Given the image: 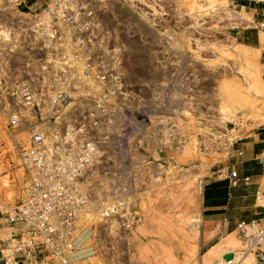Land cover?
I'll use <instances>...</instances> for the list:
<instances>
[{
    "label": "rangeland",
    "instance_id": "1",
    "mask_svg": "<svg viewBox=\"0 0 264 264\" xmlns=\"http://www.w3.org/2000/svg\"><path fill=\"white\" fill-rule=\"evenodd\" d=\"M94 1L99 31L122 48L124 87L117 103L79 104L102 155L83 183L90 204L77 264H202L214 246L204 264L231 251L242 257L236 229L210 228L205 193L236 159V142L264 131V30L233 0ZM22 21L11 0H0V29L10 34L0 36V91L34 78L44 58ZM7 125L0 108L2 171L11 172L0 192L15 203L20 180L8 178L22 171H10ZM17 138L28 145L27 132ZM112 203L121 214L103 221L98 208Z\"/></svg>",
    "mask_w": 264,
    "mask_h": 264
},
{
    "label": "built area",
    "instance_id": "2",
    "mask_svg": "<svg viewBox=\"0 0 264 264\" xmlns=\"http://www.w3.org/2000/svg\"><path fill=\"white\" fill-rule=\"evenodd\" d=\"M11 1L23 20L24 36L35 41L44 58L34 78L3 85L0 91L14 147L10 171H22L21 178H8L20 180V200L13 203L0 192V264H77L82 217L90 204L83 183L102 155L101 140L79 117L78 108L82 102L102 107L122 100V48L99 31L94 0ZM242 1L260 6L258 28L264 30V0L233 3ZM23 132L29 134L27 146L17 138ZM243 154L236 150L237 157ZM257 159L264 165V152ZM3 166L0 159V188L11 173L2 171ZM228 179L232 187L251 181L234 168ZM255 199L264 208V188ZM98 209L103 221L121 214L118 203ZM236 232L243 256L264 264V214L238 221Z\"/></svg>",
    "mask_w": 264,
    "mask_h": 264
},
{
    "label": "crops",
    "instance_id": "3",
    "mask_svg": "<svg viewBox=\"0 0 264 264\" xmlns=\"http://www.w3.org/2000/svg\"><path fill=\"white\" fill-rule=\"evenodd\" d=\"M239 6L245 11H250L255 19L252 23L258 27V22L261 20L258 14L260 6L252 1H242ZM239 148L244 150L241 157L236 156V150ZM263 152L264 131L254 132L236 142L234 145L236 159L231 166L223 168L221 174L210 181V186L205 193L210 228L218 225L219 233L224 234L236 229L238 221L250 220L264 214V208L259 206L255 199L256 191L264 188V165L257 159ZM232 168L238 170L242 178L251 177V181L232 187L228 179Z\"/></svg>",
    "mask_w": 264,
    "mask_h": 264
},
{
    "label": "bare ground",
    "instance_id": "4",
    "mask_svg": "<svg viewBox=\"0 0 264 264\" xmlns=\"http://www.w3.org/2000/svg\"><path fill=\"white\" fill-rule=\"evenodd\" d=\"M2 27V26H1ZM3 28V27H2ZM9 35L10 34H8V32H6L5 31V29L3 28V30L2 29H0V36H3V37H5L6 39L9 37ZM200 192H202L203 191V186H200V188L198 189ZM191 222H193L192 223V225H193V230L195 229L196 230V235H195V237H194V240H195V242L197 241V237H198V235H199V228H200V225H201V219H200V217L199 216H195L194 218H192L191 219ZM190 222V223H191ZM192 227V226H191ZM201 233V232H200ZM199 237H200V235H199ZM192 239H193V237H192ZM231 251V250H230ZM216 254H217V246H214V247H212V248H210L209 250H208V252H207V255H206V258H202V264H204V262L207 260V261H209V260H211V259H213V257H215L216 256ZM230 254H233L232 253V251L230 252V253H228V254H226V256H225V259H222L221 260V263L220 264H233L235 261H237V258L238 257H236V258H234V260H233V258H227V256L228 255H230ZM243 258H241V260H240V262H239V264H246V260H247V258L249 257H246V256H242ZM230 260H232V261H230ZM248 262V261H247ZM93 264V263H92Z\"/></svg>",
    "mask_w": 264,
    "mask_h": 264
},
{
    "label": "water",
    "instance_id": "5",
    "mask_svg": "<svg viewBox=\"0 0 264 264\" xmlns=\"http://www.w3.org/2000/svg\"><path fill=\"white\" fill-rule=\"evenodd\" d=\"M233 257H234V254H230V255L227 256V258H230V259L233 258Z\"/></svg>",
    "mask_w": 264,
    "mask_h": 264
}]
</instances>
